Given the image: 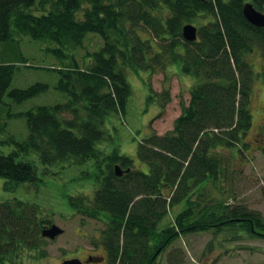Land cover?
I'll use <instances>...</instances> for the list:
<instances>
[{
	"label": "trees",
	"instance_id": "16d2710c",
	"mask_svg": "<svg viewBox=\"0 0 264 264\" xmlns=\"http://www.w3.org/2000/svg\"><path fill=\"white\" fill-rule=\"evenodd\" d=\"M247 3L264 12V0H0V135L7 136L0 143L12 147L7 155L0 152L4 191L43 188L44 175L56 166H89L85 176L97 183L93 197L67 199L75 212L105 224L109 264H154L159 247L209 230L264 238L259 212L225 205L203 190L222 167L217 149H249L255 77L249 59L256 49L264 58V29L246 20ZM188 24L198 29L195 42L183 37ZM89 36L102 43L79 61ZM26 42L37 43L53 65L31 66ZM24 67L58 73L54 89L61 100L23 111V104L51 89L43 82L11 89ZM173 70L192 79L189 101L181 95L182 112L170 132L140 141L137 155L145 166L134 170L131 156L115 145L118 124H127L129 76ZM148 88L160 117L169 87L161 93H153L151 83ZM19 119L26 133L12 129ZM260 150L264 155V142ZM117 165L127 172L117 176ZM52 225L31 199L4 197L0 264L46 259L51 239L43 232ZM176 250L168 263L184 264L182 249L170 254Z\"/></svg>",
	"mask_w": 264,
	"mask_h": 264
},
{
	"label": "rangeland",
	"instance_id": "374dc122",
	"mask_svg": "<svg viewBox=\"0 0 264 264\" xmlns=\"http://www.w3.org/2000/svg\"><path fill=\"white\" fill-rule=\"evenodd\" d=\"M99 43H102L99 37L89 36L85 43L87 48L78 51L77 59L80 61L89 55L94 50L90 46ZM23 50L31 66L53 65L52 60H47L40 55L37 43L26 42ZM249 62L254 66L253 76H255L251 95L253 127L246 139L249 149L243 151H239L238 148L217 149L215 155L221 159L222 167L215 179L204 184L206 186L203 190L209 191L211 199L214 197L225 205L231 204L232 207H247L259 212L264 218V155L260 150L264 142V58L261 50L256 49L250 56ZM43 63L45 65H42ZM174 71L170 73L167 71L169 73L167 76L163 72L153 73L150 76L148 72H141L139 76L135 74H131L134 77L129 76L132 95L126 117L127 124H118L116 129L121 137L120 140L117 139L115 145L120 148L121 154L131 156L134 160V170H144L145 166L137 155L140 141L152 132L159 135L170 132L175 120L182 112L181 95L186 102L189 101L190 95L187 91L192 84V79L178 76ZM58 79L59 74L56 72L24 67L16 73L11 89L26 88L36 82L51 86L47 94L40 95L21 106L23 111H27L34 105H52L61 100L62 94L54 89ZM150 83L153 93H161L169 87L167 93L170 95V102L160 117L158 116L159 106L148 101ZM7 103L11 104V101ZM19 120L21 123H16L12 129L23 134L26 122L24 119ZM110 128L113 129L112 125ZM6 138V135H0V141ZM11 151L12 147L0 143V152L7 155ZM89 169V166L71 168L56 166L44 175L43 188L36 189L33 186L24 185L16 194L6 193L3 189L5 181L0 178V201L4 197L31 199L33 204L42 207L43 215L51 220L53 225L63 230V234L47 244L48 257L43 261L30 264H63L68 259L86 260L83 263L88 264L94 261L92 258L95 256H107L102 243L105 224L99 220L87 219L77 210L75 212L67 199L68 196L88 195L90 199L93 197L97 183L94 178L89 179L85 176ZM176 209L179 210L180 207ZM169 220L170 217L163 219L160 226H165ZM214 231L179 237L162 251L158 264H170L169 257L177 255L178 250L175 254H170L175 249L184 251L186 255L184 264H264V238H253L243 233L239 235L229 229L220 233Z\"/></svg>",
	"mask_w": 264,
	"mask_h": 264
},
{
	"label": "water",
	"instance_id": "95a60500",
	"mask_svg": "<svg viewBox=\"0 0 264 264\" xmlns=\"http://www.w3.org/2000/svg\"><path fill=\"white\" fill-rule=\"evenodd\" d=\"M244 16L246 20L252 25L264 29V13L258 11L252 3H247L244 5L243 9ZM183 37L188 42H195L198 38L197 27L188 24L183 28ZM116 175L122 176L124 174L123 169L117 165L115 167ZM63 230L56 225H52L49 229L43 232V235L51 240H55L56 237L61 235ZM63 264H83L79 259L67 260Z\"/></svg>",
	"mask_w": 264,
	"mask_h": 264
},
{
	"label": "flooded vegetation",
	"instance_id": "af4514ba",
	"mask_svg": "<svg viewBox=\"0 0 264 264\" xmlns=\"http://www.w3.org/2000/svg\"><path fill=\"white\" fill-rule=\"evenodd\" d=\"M127 172V171H126ZM124 175V174H123ZM163 247L164 246H161L159 247V249L157 250L156 254H154L150 261L153 262L154 264H158V260L161 258V254H162V251H163ZM94 261H91L90 263L88 264H109V260L108 258L105 256L104 260H102L101 256L100 257H93L92 258ZM102 260V261H101ZM86 261V260H85ZM83 261V262H85ZM83 264H86V263H83Z\"/></svg>",
	"mask_w": 264,
	"mask_h": 264
}]
</instances>
